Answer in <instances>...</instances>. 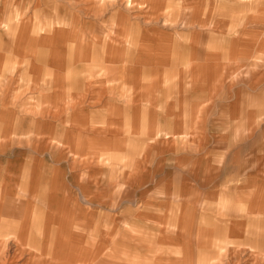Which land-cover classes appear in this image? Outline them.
<instances>
[{"label":"crops","instance_id":"0c3cea01","mask_svg":"<svg viewBox=\"0 0 264 264\" xmlns=\"http://www.w3.org/2000/svg\"><path fill=\"white\" fill-rule=\"evenodd\" d=\"M134 1L146 8L132 9L126 0H0V212L5 211L3 205L8 202L2 197H27L29 215L19 225L17 235L28 252L49 260V264H77L76 260L100 263L94 256L81 255L87 250L85 245L75 247L60 224L46 223L53 210L51 197L59 195L48 185L50 165L76 164L85 178L92 177L94 170L103 175L102 179L73 185L77 190L75 207H89L91 197L115 190V182L107 174L109 166L117 162L125 169L131 163L129 147L141 140L139 133L163 131L166 137L175 135L170 141L176 140L178 133L167 132L177 128L164 130L161 118L186 114L179 111L177 95L163 97L167 89L162 86L167 80L156 78L160 61L171 66L178 63V31L163 26L169 20L172 24L173 12L164 19V13L150 12L161 9V0ZM165 2L167 6L177 4V0ZM177 16L176 13V19ZM154 20L159 21L148 23ZM194 105L190 103V108ZM152 116L160 118L153 123ZM144 141L145 147L152 142L149 137ZM212 143L205 146L194 139L185 145L187 154L197 158L188 160L192 177L207 183H203L204 187L200 181L192 183L194 192L187 195L219 196L214 201L203 198L195 208L194 220L186 217L199 228L192 227L193 239L207 246V250L218 244L244 243L249 245L245 252L236 250L224 257L239 259L241 264L255 259L264 262V234L255 232L264 226V140H246L237 149L227 151L224 143L210 151ZM211 155L214 157L210 159ZM39 164L41 168L36 166ZM11 165H17L16 169H10ZM227 169L230 172L226 179L231 182L226 187L214 194L204 189L216 187V181L222 180ZM117 184L125 187V174ZM8 189L10 192H6ZM226 204L231 215L227 216L228 221L236 226L242 223L245 233L250 229L244 239H230L221 231L215 234V227L221 228L219 223H225L219 210ZM185 223L181 229H185ZM54 230L58 238L52 240ZM186 251L193 261L192 250L187 247ZM213 253L216 252L211 249L208 258L203 259H223L221 253ZM113 264L126 263L122 260Z\"/></svg>","mask_w":264,"mask_h":264},{"label":"rangeland","instance_id":"374dc122","mask_svg":"<svg viewBox=\"0 0 264 264\" xmlns=\"http://www.w3.org/2000/svg\"><path fill=\"white\" fill-rule=\"evenodd\" d=\"M126 1L132 9L146 8L137 1ZM161 1V9H150V12L164 13V19L171 17L168 14L173 12L172 24L169 20L163 26L178 31V63L171 66L165 60L160 61L156 66L160 68L156 78L167 80L162 86L167 89L163 97L177 95L179 111H186L185 115L172 119L163 116L161 124L164 130L166 127L177 128L167 133H178V138L170 141L169 138L175 135L166 137L163 131L139 133L143 139L132 142L129 147L131 163L125 165V169L117 162L109 166L107 174L115 182V190L91 197L92 205L89 207H75L73 203L77 190L73 185L81 181L87 183V179L89 182L94 178L102 179L103 175L94 170L92 177L89 175L85 178L76 164L50 165L51 170L48 171L51 179L48 185L59 195L51 197L53 210L49 212L51 217L46 223L52 226L60 224L69 233L67 239L75 247L80 243L85 245L86 252L80 254L94 256L99 264L103 261L104 264L122 263V260L126 264H241L239 259L224 255L236 250L245 252L249 245L218 244L207 250V246L193 239L195 229L192 227L196 226L186 217L194 220L195 208L202 204L203 198L214 201L219 196L187 195L194 192L192 183L200 181L201 187L207 183L192 177L188 160L197 158L191 153L187 154L189 150L185 145L194 139L201 144L206 143L205 146L213 142L209 149L214 151L218 149L214 146L224 143L227 151L233 150V147L237 149L236 146L246 140H264V0H177L173 6H167L166 0ZM157 21L148 23L157 24ZM194 97L197 100L193 101ZM206 97L208 100L202 103ZM190 103L195 104L194 107L190 108ZM197 110L200 111L199 115L196 114ZM190 111L195 114L189 115L187 112ZM158 118L151 117L153 123ZM132 134L139 136L138 133ZM157 134L160 136L156 138ZM181 135L188 138L183 140ZM148 137L152 142L145 147L147 143L144 139ZM176 145L180 147L177 149ZM36 166L41 168L42 165ZM95 166L103 168L101 165ZM16 167L11 165L10 169ZM228 169L222 180L216 181V187L204 189L214 194L226 187L231 182L226 179L230 172ZM122 174H125V187H118ZM211 176L215 174L211 173ZM126 177L130 178L129 181ZM22 191L19 188V192ZM2 198H8V202L3 205L5 211L0 212V264H49V260H42L41 256L28 252L23 241H19L20 234L17 235L19 225L29 215V207L25 205L27 197L21 194ZM188 207L190 209L187 210ZM227 211V204L219 210V216L228 225L225 227V223H219L221 228L215 227V234L221 231L230 239L247 237L250 229L245 233L246 227L242 228V223L232 225L231 220L228 221L230 213ZM42 221L40 217L39 222ZM183 223L185 229H181ZM259 228L255 232L264 234V226ZM50 238H58L55 230ZM187 247L192 250L193 261L192 255L187 254ZM211 249L216 252L212 255L221 253L223 259H214L213 262L212 259L204 260L203 257L207 259L206 255L211 253ZM76 261L77 264L84 263L82 260ZM247 264L264 262L263 259H255Z\"/></svg>","mask_w":264,"mask_h":264}]
</instances>
